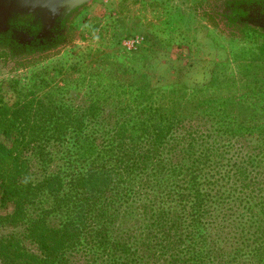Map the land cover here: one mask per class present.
Returning a JSON list of instances; mask_svg holds the SVG:
<instances>
[{"label": "trees", "instance_id": "obj_1", "mask_svg": "<svg viewBox=\"0 0 264 264\" xmlns=\"http://www.w3.org/2000/svg\"><path fill=\"white\" fill-rule=\"evenodd\" d=\"M242 111L236 127L158 108L94 124L102 110L77 106L71 155L0 143V264H81L80 249L86 264H264V153Z\"/></svg>", "mask_w": 264, "mask_h": 264}, {"label": "rangeland", "instance_id": "obj_2", "mask_svg": "<svg viewBox=\"0 0 264 264\" xmlns=\"http://www.w3.org/2000/svg\"><path fill=\"white\" fill-rule=\"evenodd\" d=\"M193 4L96 0L59 55L28 70L0 73V128L8 129L0 143L9 149L17 137H47L63 143L51 142L45 153L71 155V107L77 106L102 110L87 121L94 124L137 119L138 111L146 115L158 108L168 119L231 127L244 120L245 108L250 124L245 139L262 155L264 43L230 45L195 19ZM89 130L83 134L104 136ZM39 202L45 209L52 199ZM9 211L0 204V215ZM84 253H74L81 264Z\"/></svg>", "mask_w": 264, "mask_h": 264}, {"label": "flooded vegetation", "instance_id": "obj_3", "mask_svg": "<svg viewBox=\"0 0 264 264\" xmlns=\"http://www.w3.org/2000/svg\"><path fill=\"white\" fill-rule=\"evenodd\" d=\"M95 1L72 8L61 20L55 37L39 46L27 45L20 39L32 26V16L17 17L8 36L0 35V73L28 70L59 55L73 43L78 18ZM190 13L232 46L250 41L264 43V0H194Z\"/></svg>", "mask_w": 264, "mask_h": 264}, {"label": "water", "instance_id": "obj_4", "mask_svg": "<svg viewBox=\"0 0 264 264\" xmlns=\"http://www.w3.org/2000/svg\"><path fill=\"white\" fill-rule=\"evenodd\" d=\"M92 0H56L52 6H43L36 0H0V35L8 36L14 28L17 17L30 15L33 18L32 26L20 37L22 43L30 46H39L48 43L58 33L61 20L75 6L81 2L90 3Z\"/></svg>", "mask_w": 264, "mask_h": 264}, {"label": "clouds", "instance_id": "obj_5", "mask_svg": "<svg viewBox=\"0 0 264 264\" xmlns=\"http://www.w3.org/2000/svg\"><path fill=\"white\" fill-rule=\"evenodd\" d=\"M37 3L47 6L50 8V10L55 11L56 9L52 6L56 3V0H36Z\"/></svg>", "mask_w": 264, "mask_h": 264}]
</instances>
